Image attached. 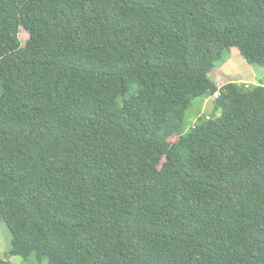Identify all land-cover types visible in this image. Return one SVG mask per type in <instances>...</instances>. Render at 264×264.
Segmentation results:
<instances>
[{
	"label": "trees",
	"instance_id": "trees-1",
	"mask_svg": "<svg viewBox=\"0 0 264 264\" xmlns=\"http://www.w3.org/2000/svg\"><path fill=\"white\" fill-rule=\"evenodd\" d=\"M234 47L264 66V0H0L8 255L264 264V80L209 78Z\"/></svg>",
	"mask_w": 264,
	"mask_h": 264
},
{
	"label": "rangeland",
	"instance_id": "rangeland-1",
	"mask_svg": "<svg viewBox=\"0 0 264 264\" xmlns=\"http://www.w3.org/2000/svg\"><path fill=\"white\" fill-rule=\"evenodd\" d=\"M20 39L25 43L29 38V33L24 28H21L19 33ZM219 88L223 84L232 80L246 83L250 86L252 84L260 83L264 80V66L252 65L241 54L240 50L236 47L227 50L223 60L219 61L217 67L211 72L210 77ZM1 89V82H0ZM217 95V94H216ZM216 96L208 98L199 97L194 101L193 106L189 110V121L191 126L194 124L199 115H207L213 113L214 99ZM178 135L175 134L171 139H177ZM160 166L164 161L161 157L159 160L154 159ZM12 234L8 228L5 220L0 223V256L4 257L10 264H42L38 261L35 254H32L27 260L18 255H8V248L11 245ZM44 264H47L45 262Z\"/></svg>",
	"mask_w": 264,
	"mask_h": 264
}]
</instances>
